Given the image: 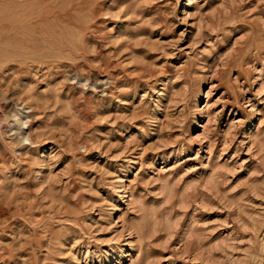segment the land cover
<instances>
[{
  "label": "rangeland",
  "instance_id": "obj_1",
  "mask_svg": "<svg viewBox=\"0 0 264 264\" xmlns=\"http://www.w3.org/2000/svg\"><path fill=\"white\" fill-rule=\"evenodd\" d=\"M0 264H264V0H0Z\"/></svg>",
  "mask_w": 264,
  "mask_h": 264
}]
</instances>
